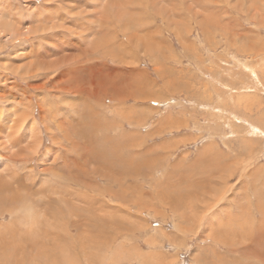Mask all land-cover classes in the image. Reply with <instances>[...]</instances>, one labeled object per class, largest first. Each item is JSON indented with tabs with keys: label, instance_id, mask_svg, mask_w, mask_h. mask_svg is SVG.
Returning a JSON list of instances; mask_svg holds the SVG:
<instances>
[{
	"label": "rangeland",
	"instance_id": "1",
	"mask_svg": "<svg viewBox=\"0 0 264 264\" xmlns=\"http://www.w3.org/2000/svg\"><path fill=\"white\" fill-rule=\"evenodd\" d=\"M0 264H264V0H0Z\"/></svg>",
	"mask_w": 264,
	"mask_h": 264
},
{
	"label": "bare ground",
	"instance_id": "2",
	"mask_svg": "<svg viewBox=\"0 0 264 264\" xmlns=\"http://www.w3.org/2000/svg\"><path fill=\"white\" fill-rule=\"evenodd\" d=\"M17 221V220H16Z\"/></svg>",
	"mask_w": 264,
	"mask_h": 264
}]
</instances>
